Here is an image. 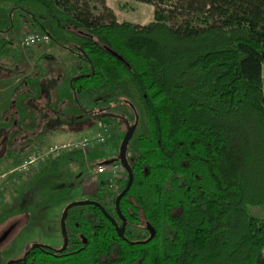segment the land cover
<instances>
[{"label":"trees","instance_id":"obj_1","mask_svg":"<svg viewBox=\"0 0 264 264\" xmlns=\"http://www.w3.org/2000/svg\"><path fill=\"white\" fill-rule=\"evenodd\" d=\"M0 1L88 63L70 80L76 97L127 77L148 127L120 214L127 174L92 199L109 216L72 206L65 247L11 264H264V221L249 211L264 204V0H137L154 7L147 24L118 21L105 0Z\"/></svg>","mask_w":264,"mask_h":264},{"label":"rangeland","instance_id":"obj_2","mask_svg":"<svg viewBox=\"0 0 264 264\" xmlns=\"http://www.w3.org/2000/svg\"><path fill=\"white\" fill-rule=\"evenodd\" d=\"M105 1L117 12L118 21L147 24L154 20V7L149 3ZM13 6L17 4L0 1V37L8 40L9 48L0 57V235L10 229L0 243V264L22 257L37 244L63 247L62 217L66 205L97 197L107 200L109 174L98 173L95 168L100 158L110 153L98 151L100 144H91L88 149L68 147L48 155L44 161H36L25 171H16L36 147L43 151L46 146L39 147L40 143L77 140L98 129H106L105 134L112 133L113 128L120 129V135H124L137 120L126 151V161L130 163L139 154L137 137L148 131L143 108L127 77L118 92L98 89L76 97L70 80L87 72L88 63L50 38L24 46L23 33L38 31L31 26L25 6ZM79 120L90 122L75 130H64L70 122ZM58 126L64 131H58ZM23 146L27 147L25 152L21 150ZM31 148L32 153L28 152ZM118 157L114 162H120ZM93 173L103 192L81 195L83 178ZM249 211L258 221H264V204L250 206Z\"/></svg>","mask_w":264,"mask_h":264},{"label":"built area","instance_id":"obj_3","mask_svg":"<svg viewBox=\"0 0 264 264\" xmlns=\"http://www.w3.org/2000/svg\"><path fill=\"white\" fill-rule=\"evenodd\" d=\"M49 39L47 34H42L39 32H35L33 30H29L23 33L22 35V44L24 46H33L38 42ZM106 129H98L92 134L84 135L83 137L77 140H66L61 142H55L52 144H48L43 151H35L34 154H30L27 158H25L20 165L15 169L16 171H25L29 168L30 165L34 164L36 161H44L48 158V155L55 153L60 150H64L68 147H82L84 149H88L91 144L98 143L103 144L106 142ZM96 172H110V176L108 177V182L112 183L116 178L120 177L124 172V167L121 162H112L110 164L99 163L96 167ZM5 174H3L4 176Z\"/></svg>","mask_w":264,"mask_h":264},{"label":"crops","instance_id":"obj_4","mask_svg":"<svg viewBox=\"0 0 264 264\" xmlns=\"http://www.w3.org/2000/svg\"><path fill=\"white\" fill-rule=\"evenodd\" d=\"M114 13L117 16V12L115 10H114ZM128 21H131V20H128ZM87 122H90V121L87 120ZM87 122L80 121V120L79 121H75L74 123L70 122L68 124L67 128L64 129V127L58 126L57 130L58 131H64V130H67V129L70 130V131L71 130H75V129L80 128L82 126V124H85ZM101 127L103 128L104 126H101ZM53 132H55V131H53ZM58 133L59 132H56L54 134H58ZM90 134H92V133H90ZM61 136H62V134H61ZM121 136L122 135H120V129H115V128H113L112 133L109 132V133L106 134V142L103 143V144H100L101 146H99L97 149H98V151H105V152L110 153V154L108 156H106L105 158H100V160L97 163V165L99 163H104V162H106L108 160H113L114 161L116 159V157L119 156V145H120V142H121ZM35 143L38 144L40 142H35ZM35 143H34V145H35ZM48 144L49 143H46V144L45 143H40L39 147L43 148V147L47 146ZM96 145H99V144H96ZM26 149H27L26 146H23L21 148L22 152H25ZM31 151H32V148L28 152H31ZM34 151H37V147L35 148ZM34 151H32V152H34ZM106 173H108L109 176H110V172L106 171ZM99 186H102V185H100L99 180H98L97 176L95 175V173H93L92 175H89V176H85L83 178L81 184H80L81 195H87V194H92V195L96 194L97 195V189H98ZM80 198H84V197H80Z\"/></svg>","mask_w":264,"mask_h":264},{"label":"water","instance_id":"obj_5","mask_svg":"<svg viewBox=\"0 0 264 264\" xmlns=\"http://www.w3.org/2000/svg\"><path fill=\"white\" fill-rule=\"evenodd\" d=\"M136 126H137V120L131 124L128 129L126 130L125 134L123 135V138L120 142V145H119V157L120 158V161L121 163L125 166L126 168V172H127V176H128V180H127V183L126 185L124 186V188L119 192V194L116 196L115 198V208L118 212V214H120V210H119V201H120V198L126 193V191L128 190L130 184H131V181H132V170H131V167L129 165V163H127L126 161V151H127V145L136 129ZM117 160V158L115 159ZM113 160H108L107 162H112ZM107 162H104V163H107ZM82 204H95L97 206H99L101 208V210L107 215V212L105 211L104 207L97 201L95 200H91V199H83V200H75V201H72L70 203H68L65 207V210H64V216L67 214V211L70 207L72 206H77V205H82ZM116 229H117V232L120 236H123L124 234V225H121V226H117L116 225ZM147 229L150 233V237H152L154 234H155V229L154 227L147 223ZM10 232V229L9 230H6L5 232H3L1 235H0V243L7 237V235L9 234ZM85 241V240H84ZM65 247V245L63 246ZM25 258V254L23 257L21 258H16V259H12L10 260L7 264H11V263H14V262H19L21 259H24Z\"/></svg>","mask_w":264,"mask_h":264},{"label":"flooded vegetation","instance_id":"obj_6","mask_svg":"<svg viewBox=\"0 0 264 264\" xmlns=\"http://www.w3.org/2000/svg\"><path fill=\"white\" fill-rule=\"evenodd\" d=\"M120 162H121V161H120ZM121 164H122V163H121ZM122 165H123V164H122ZM123 167H124V172H123V173L121 174V176H120V177H118V178H124V177H125V175L127 174V172H126V168H125V166H124V165H123ZM118 178H116V179H118ZM116 179H115V180H116ZM115 180H114V181H115ZM114 181H113V182H114ZM113 182H112V183H109V184H110V185H112V184H113ZM91 200H92V199H91ZM25 253H26V252H25ZM23 256H24V255H23ZM23 256H22V257H23ZM19 258H21V257H19ZM15 259H16V258H15Z\"/></svg>","mask_w":264,"mask_h":264},{"label":"bare ground","instance_id":"obj_7","mask_svg":"<svg viewBox=\"0 0 264 264\" xmlns=\"http://www.w3.org/2000/svg\"><path fill=\"white\" fill-rule=\"evenodd\" d=\"M115 161V160H114ZM114 161H112V162H114ZM107 162V161H106ZM112 162H107L106 164H110V163H112Z\"/></svg>","mask_w":264,"mask_h":264}]
</instances>
